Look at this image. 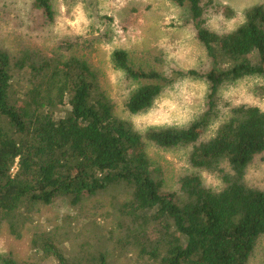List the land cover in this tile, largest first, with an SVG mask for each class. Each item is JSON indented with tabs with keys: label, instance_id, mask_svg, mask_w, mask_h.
<instances>
[{
	"label": "trees",
	"instance_id": "16d2710c",
	"mask_svg": "<svg viewBox=\"0 0 264 264\" xmlns=\"http://www.w3.org/2000/svg\"><path fill=\"white\" fill-rule=\"evenodd\" d=\"M174 2L187 12L208 69L170 71L158 58L163 62L146 67L125 49H116L112 61L135 83L124 102L130 116L149 110L178 79H202L204 110L184 126L141 130L121 116L80 54L88 45L80 37L65 40L52 54L0 46V237L8 232L22 239L32 230L31 252L56 264H119L112 254L120 249L135 259L131 264H253L264 239V188L251 185L247 174L264 155V108L224 102L222 90L264 77V2L246 8L244 21L230 30L209 24L215 17L231 18L230 6ZM33 7L47 25L56 21L53 0H34ZM150 145L188 149L196 171L183 175L177 189L167 188ZM204 172L216 175L219 185L208 184ZM112 190L127 197L113 209L116 228L94 249L85 242L66 253L68 229L41 226L43 207L56 200L82 209ZM0 264L31 263L9 250L0 253Z\"/></svg>",
	"mask_w": 264,
	"mask_h": 264
},
{
	"label": "rangeland",
	"instance_id": "374dc122",
	"mask_svg": "<svg viewBox=\"0 0 264 264\" xmlns=\"http://www.w3.org/2000/svg\"><path fill=\"white\" fill-rule=\"evenodd\" d=\"M234 10L231 18L215 17L209 23L214 29L230 30L244 21V11L264 0H218ZM34 0H0V46L19 52L25 48L52 54V50L67 39L78 37L88 43L80 51L98 72L105 91L116 103L118 113L130 117L136 126L144 130L150 126L190 123L204 110L207 85L202 79L185 77L167 87L154 105L144 113L130 116L124 111V102L135 83L123 71L115 68L112 54L116 49L129 51L136 64L160 63L169 70L209 68L207 52L189 21L187 12L174 0H53L57 11L56 21L47 25L41 11L33 7ZM156 58L163 61H156ZM224 102L249 103L264 108V77H248L230 84L222 90ZM159 178L167 188H178L180 178L196 169L188 160V149L164 150L154 145L148 147ZM210 185H219L216 175L204 172ZM253 186L264 188V155L258 157L247 174ZM127 197L123 190H112L88 201L84 208H72L63 199L43 207L41 226L68 229L71 241L62 246L66 253L74 254L81 244H101L111 228H116L113 209ZM113 199V204L111 200ZM59 229V232L61 230ZM62 230V231H63ZM116 231V235L119 234ZM22 239L4 232L0 237V253L12 250L16 256L31 264L36 261L56 264L55 260L37 257L31 252L32 230L25 231ZM113 244V243H112ZM110 246L111 243L109 244ZM134 253V252H133ZM114 260L119 264H131L135 259L127 250L118 251ZM40 256V255H39ZM253 264H264V239L253 258Z\"/></svg>",
	"mask_w": 264,
	"mask_h": 264
}]
</instances>
